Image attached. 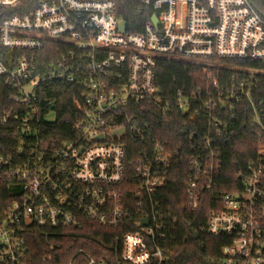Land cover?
<instances>
[{"label":"built area","instance_id":"2783aa9c","mask_svg":"<svg viewBox=\"0 0 264 264\" xmlns=\"http://www.w3.org/2000/svg\"><path fill=\"white\" fill-rule=\"evenodd\" d=\"M132 1L138 14L149 17L133 24L138 31L128 28L115 0H42L1 20L0 47L21 55L7 64L0 51V85L13 89L9 106L0 111V264L169 261L163 242L173 225L154 197L170 180L175 153L140 114L150 108L164 115L175 108L195 118L200 111L191 110L192 104H203L208 130L196 142L197 135L191 136L189 210H198L203 194L217 189L223 157L211 131H220L223 123L212 108L219 103L231 111L228 103L244 98L254 107L250 84H242L239 93L228 91L226 98L181 92L169 98L156 83L157 63L264 60V16L251 0ZM17 3L0 0V9ZM49 42L64 51L48 66L38 65L37 51ZM45 75L81 91L75 98L81 118L72 138L51 140L42 132V119L55 121V111L49 106L45 112L41 102ZM254 110V124L264 131ZM261 144L239 186L220 194L207 219V233L227 239L217 264H264ZM36 235L45 253L32 262L28 240ZM63 249L72 252L69 258L59 253Z\"/></svg>","mask_w":264,"mask_h":264},{"label":"trees","instance_id":"16d2710c","mask_svg":"<svg viewBox=\"0 0 264 264\" xmlns=\"http://www.w3.org/2000/svg\"><path fill=\"white\" fill-rule=\"evenodd\" d=\"M40 1L42 0H18L15 6L0 9V22L5 16L30 11ZM115 1L118 5V13L127 21L131 31L140 30L133 26L137 21L149 20V17L136 12L138 6L134 1ZM251 1L264 16V0ZM0 51L7 64L10 58L15 61L21 55L19 51H10L1 47ZM63 51L64 48L59 43H47L37 51L38 65L48 66ZM44 77L41 78L39 88L41 102L45 106V112L49 106L55 111V121L42 119V132L51 140L72 138L75 136V125L81 118L75 105V98L81 91L76 84L49 78L47 75ZM214 80H217V86L213 84ZM156 83L169 98L181 92L187 97L196 94L198 99L205 98L209 93L214 98L220 96L219 94L226 98L228 91L234 89L239 93L242 84L246 86L250 84L251 100L264 124V60L212 58L208 61L196 62L161 58L156 67ZM11 90H13L11 87L0 85V111L9 106L8 95ZM228 104H232L233 110L227 111L219 103L216 104V108H212L213 116L223 123L220 131L216 128L211 131L215 145L220 149L223 157L221 174L216 179L218 187L213 192L203 194L204 199L196 211L187 207L186 185L190 147L193 143L191 136L197 135L194 141L196 142L208 130L205 122L202 121L203 114L206 113L203 104L201 102L192 104L191 110L197 108L200 111L195 118L191 117L189 112L175 108L165 115L154 108L140 112L144 114L145 121L151 124L152 133L175 153L168 168L170 180L154 197L168 214L169 221L173 225L168 229V241L163 242L171 251L170 259L165 264H217L221 249L227 243L225 237H213L207 233V219L211 209L217 207L220 194L236 187V184L239 186V178L245 173L246 167L257 160V152L261 149V142L264 141V131L254 124L257 113L251 101L244 98L240 103L232 100ZM0 142H2L1 138ZM1 197H7V193L1 192ZM190 228L199 232L198 238H195ZM93 233L100 235V232ZM28 244L32 262L45 253L42 247L43 240L39 235L30 238ZM80 245L86 246L83 243ZM86 247L91 249L90 245ZM59 253L66 259L72 254L66 249ZM111 264H115L114 260Z\"/></svg>","mask_w":264,"mask_h":264},{"label":"water","instance_id":"95a60500","mask_svg":"<svg viewBox=\"0 0 264 264\" xmlns=\"http://www.w3.org/2000/svg\"><path fill=\"white\" fill-rule=\"evenodd\" d=\"M260 13L262 14L261 10H260ZM263 15V14H262ZM155 22H157V19L156 17L153 18ZM122 24H120V27H121V30L124 31L125 30V22H121ZM146 225H147V220H144L143 221ZM191 232L193 233V235L195 236V238H198L199 237V232H197L195 229L193 228H190Z\"/></svg>","mask_w":264,"mask_h":264},{"label":"rangeland","instance_id":"374dc122","mask_svg":"<svg viewBox=\"0 0 264 264\" xmlns=\"http://www.w3.org/2000/svg\"><path fill=\"white\" fill-rule=\"evenodd\" d=\"M205 61H208V60H205Z\"/></svg>","mask_w":264,"mask_h":264}]
</instances>
